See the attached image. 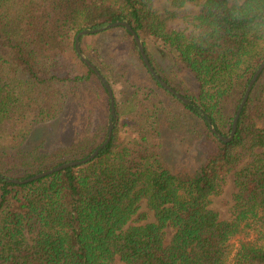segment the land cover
<instances>
[{
	"label": "trees",
	"instance_id": "1",
	"mask_svg": "<svg viewBox=\"0 0 264 264\" xmlns=\"http://www.w3.org/2000/svg\"><path fill=\"white\" fill-rule=\"evenodd\" d=\"M153 1L0 0V264H264V69L232 140L209 128L228 138L264 61V0H163L165 19L185 24L171 32ZM116 22L130 26L187 105L160 86L131 34L116 27L78 39L112 88L111 118L107 92L74 43L79 32ZM118 34L141 76L104 49L103 39ZM153 50L170 57L169 71ZM74 105L87 109L80 137L32 146ZM110 121V141L90 162L25 184L5 180L87 158ZM163 127L178 139L191 135L197 165L169 164ZM229 184L228 218L220 219L213 205Z\"/></svg>",
	"mask_w": 264,
	"mask_h": 264
},
{
	"label": "rangeland",
	"instance_id": "2",
	"mask_svg": "<svg viewBox=\"0 0 264 264\" xmlns=\"http://www.w3.org/2000/svg\"><path fill=\"white\" fill-rule=\"evenodd\" d=\"M166 2L163 0H154L153 5L155 8L158 9V11L161 13L160 18L165 19L164 17L165 13L163 14V9L166 7ZM166 23V29L167 31H177L180 29H183L185 24L182 21L179 20H171V19H165ZM120 34L115 35L114 38H104L103 41L105 42L104 49L108 51V55L111 57L113 63L115 65L124 64L125 67H128L131 69V74H135L136 76H141L140 71L137 67H130V62L133 60L130 58V56H133L130 51V47L126 43V41H122L119 39ZM115 39V41H114ZM101 41V42H103ZM96 42V41H95ZM85 45H87V48L89 49L93 45V38H87L85 40ZM90 51V50H89ZM152 51V48H151ZM157 51L153 50L154 57L159 60V63L161 67L165 71H169L171 68V59L169 56L164 55L163 58L159 57L156 53ZM93 55L92 53L90 54ZM130 55V56H129ZM86 58V56H85ZM87 59V58H86ZM130 61V62H129ZM119 67V66H118ZM108 82V81H107ZM109 84V83H108ZM110 85V84H109ZM112 89V88H111ZM116 89V86H115ZM118 90V89H116ZM87 114V109L85 107H77L74 105V108H67L65 112V116L63 117V121L60 122L57 126H55V130H53L50 133H46L43 129L39 131V135L36 139H31L32 146L39 144L40 140L39 138L45 139L47 144H65L64 142L67 140H70L69 138L74 136V139H77L82 135L83 131V119H85ZM122 116H120V122L118 124V132L119 135L122 136L124 139L128 136V134H125L124 128L121 124ZM163 142H164V154L169 162L174 167L179 166H195L200 161L199 153L195 149V146L191 143V135L185 136L183 139L180 138L179 140L177 137H175L176 131L170 130L168 127H163ZM124 131V133H123ZM179 134V133H178ZM221 200H217L216 204L213 205V208L218 211L220 215V219L228 218L226 210L224 209V202L229 204V201L231 199V184L228 185L226 188L225 194L221 197ZM172 231L168 230V236ZM116 264H120L119 261L116 260Z\"/></svg>",
	"mask_w": 264,
	"mask_h": 264
},
{
	"label": "water",
	"instance_id": "3",
	"mask_svg": "<svg viewBox=\"0 0 264 264\" xmlns=\"http://www.w3.org/2000/svg\"><path fill=\"white\" fill-rule=\"evenodd\" d=\"M116 27H124L132 36L134 42H135V45L137 47V50L140 54V57L143 61V64L145 65V67L147 68L148 72L150 73V75L160 84V86L168 91L170 94H172L174 97H176L179 101H181L183 104L187 105L189 102L184 99L182 96H180L178 93H176L171 87H169L164 81H162L160 79V77L156 74V72L153 70V68L151 67L145 53H144V49H143V46H142V43L140 41V39L136 36V34L132 31V29L130 28V26L125 23V22H116V23H112V24H109L103 28H98V29H93V30H90V29H86V30H83L81 32H79L76 36H75V43H74V49H75V52L78 56V58L89 68L91 69L95 75L98 77V79L100 80V82L102 83V85L104 86L106 92H107V96H108V100H109V106H110V111H109V115L111 116V118H114L115 117V107H114V98H113V94H112V90H111V87L110 85L108 84V82L106 81V79L99 73V71L90 63V61L88 59L85 58V56L81 53L80 51V48H79V43H78V39L79 37H82V36H86V35H92V34H98V33H102L106 30H109V29H112V28H116ZM264 69V61L258 66V68L256 69V71L253 73L251 79L249 80L248 82V85L246 87V90L244 92V95H243V98L236 110V113L234 115V118L232 120V127H231V132L228 136V138H224L222 137L218 132H216L209 124V128H210V131L222 142H229L232 140L234 134H235V130H236V122H237V119L240 115V112L244 106V104L246 103V100L248 98V95H249V92L253 86V84L255 83L257 77L259 76V74L262 72V70ZM112 130H113V123L110 121L109 124H108V131H107V137L105 139V141L100 144L87 158L85 159H82V160H77V161H71V162H68V163H64V164H61L57 167H54V168H51L49 170H46L40 174H37L33 177H30L26 180H23V181H19V180H15V179H5L7 182L9 183H14V184H25V183H29V182H32V181H36L40 178H43V177H46L48 175H51L55 172H59L63 169H66V168H71V167H76V166H80V165H83V164H86L88 162H90L92 159H94L99 151L104 148L106 146V144L110 141V138H111V135H112ZM3 178V177H1Z\"/></svg>",
	"mask_w": 264,
	"mask_h": 264
}]
</instances>
